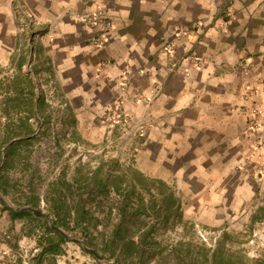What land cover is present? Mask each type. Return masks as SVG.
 Returning a JSON list of instances; mask_svg holds the SVG:
<instances>
[{"label":"crops","instance_id":"1","mask_svg":"<svg viewBox=\"0 0 264 264\" xmlns=\"http://www.w3.org/2000/svg\"><path fill=\"white\" fill-rule=\"evenodd\" d=\"M24 1L40 35L17 34L14 0H0V66L10 67L14 86V67L26 64L85 106L73 108L74 120H93L114 103L147 118L137 164L178 186L184 216L213 224L229 213L264 212V101L258 127L247 123L252 99H260L251 89L264 78V0ZM98 7L111 25L96 48L88 39L98 28L73 15Z\"/></svg>","mask_w":264,"mask_h":264},{"label":"rangeland","instance_id":"2","mask_svg":"<svg viewBox=\"0 0 264 264\" xmlns=\"http://www.w3.org/2000/svg\"><path fill=\"white\" fill-rule=\"evenodd\" d=\"M80 13H74V20L90 28L88 21L77 18ZM12 15L17 34L34 35L44 29H35L36 17L24 0H14ZM92 35L88 42L93 47L104 45H94ZM188 60L201 62L190 56ZM13 73L16 86L11 83L10 67L0 66V264H133L134 259L119 248V239L114 247L104 245L117 224L123 236L134 239L151 229V264H209L206 255L211 250L223 264H264V212L255 209L257 202L249 206L256 210L255 216L229 213L223 223L208 224L183 215L178 186L152 175L148 162L139 168L137 144L151 124L147 118L139 119L114 103L94 113L93 120H74L75 103L51 75L37 74L26 64L15 66ZM158 91L155 87L150 92L154 96ZM76 108L86 109L83 104ZM84 130L92 134L100 130L101 135L95 133L96 140L93 135L88 139L80 133ZM96 169L94 176L89 173ZM133 170L153 181L145 186ZM126 188L131 195L128 203ZM79 198L85 200L89 215L87 222L75 226L74 211L69 207ZM60 199L65 201L63 209L70 211L66 217L70 227L61 228L67 236L62 241L48 229L53 201ZM140 199L146 209L131 215ZM24 206L38 208L47 217L19 209ZM11 209L24 213L13 217ZM49 236L58 241L53 255L41 253ZM83 244L101 258L86 251Z\"/></svg>","mask_w":264,"mask_h":264},{"label":"trees","instance_id":"3","mask_svg":"<svg viewBox=\"0 0 264 264\" xmlns=\"http://www.w3.org/2000/svg\"><path fill=\"white\" fill-rule=\"evenodd\" d=\"M99 169H96L95 172H89L90 174H93V176L98 173ZM133 174L138 176L141 180V183L147 186L150 181H153V178H149L145 175H143L141 172L138 170H133ZM83 179L87 181V178L84 176ZM99 182V180H98ZM87 185V184H85ZM96 186V185H95ZM71 187V185H70ZM131 187L134 188V185ZM95 187L93 186L90 190L93 191ZM129 190L126 188V197H125V203L129 202V198L131 195L128 194ZM140 202L137 204V206L130 212L131 215H135L136 212L139 210H145L146 204L142 202V199L139 200ZM65 204L64 200H56L53 201V206H52V223L60 228H69V221L68 219L66 220V217L70 214L69 208L74 211V222L75 226H81L88 220V215H89V210L86 206L85 200L79 198L75 201H73L72 206L68 208V210H64L63 206ZM64 210V211H63ZM12 216L17 217L20 216L21 214L24 213V210H19V211H13L11 209ZM49 232L53 233L57 238V240H64L63 234L59 233L58 231H55L52 229L50 226H48ZM122 227L120 224H117L114 226V228L111 230L110 234V240L106 241L104 245L106 246L108 243H110V247L115 246L116 239H119V248L120 246L122 247V252L124 253L125 256L130 257L134 259L133 264H151L149 261V255L151 253V241H152V236L150 235L151 229L146 228L140 234L136 239L132 238L131 236H123L122 233ZM55 240L54 242V237H48L47 238V244L43 246V249L41 253H50L53 255L57 251L58 247V241ZM107 240V239H106ZM56 243V244H53ZM158 245V243H156ZM203 251L208 252V248L203 246L202 247ZM214 250H211L209 255H206L207 261H209V264H223L215 259V256L212 255ZM50 264H56L55 261H52ZM224 264H231V263H224ZM232 264H243L242 262H236Z\"/></svg>","mask_w":264,"mask_h":264},{"label":"built area","instance_id":"4","mask_svg":"<svg viewBox=\"0 0 264 264\" xmlns=\"http://www.w3.org/2000/svg\"><path fill=\"white\" fill-rule=\"evenodd\" d=\"M102 10H92V11H86L81 12L77 15V18L82 21H88L90 28H95L98 26H101L99 32L95 35H92L91 42L94 45L102 44V42H105V40L108 38V31L110 30V19H108L105 15L103 16ZM101 21V22H98ZM166 50L169 51L172 49V44L170 42H165ZM178 62L176 60H172L170 62L169 69L170 70H176L177 69ZM185 74H188V71H184ZM249 93V92H248ZM250 94V93H249ZM251 94L253 96H259L258 98H253L250 104V108L248 110L247 114V123L250 128H256L259 125V117L262 113V104L264 99V78L260 80L258 84H256L251 89Z\"/></svg>","mask_w":264,"mask_h":264},{"label":"water","instance_id":"5","mask_svg":"<svg viewBox=\"0 0 264 264\" xmlns=\"http://www.w3.org/2000/svg\"><path fill=\"white\" fill-rule=\"evenodd\" d=\"M19 209H30L32 212H34V213L37 214V215H41V216L47 217V215H46L45 213H43V212H42L40 209H38V208H32V207H30V206H24V207H20ZM50 226H51L52 228H54L56 231H58L59 233L63 234L65 237H67V236L65 235L64 231H63L60 227L55 226V225L52 223V221H50ZM71 239L74 240V241H76V242H78V243H80V244H82L81 240H79L78 238H71ZM83 248H84L86 251L92 253L97 259H100V258H101L100 254H98V252H97L95 249H93V248H89V247H87V246L84 245V244H83Z\"/></svg>","mask_w":264,"mask_h":264}]
</instances>
